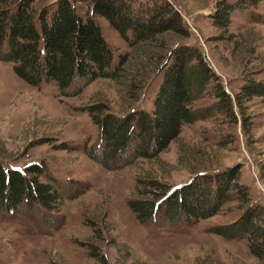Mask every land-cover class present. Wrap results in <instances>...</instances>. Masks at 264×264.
I'll return each mask as SVG.
<instances>
[{
  "label": "rangeland",
  "instance_id": "obj_1",
  "mask_svg": "<svg viewBox=\"0 0 264 264\" xmlns=\"http://www.w3.org/2000/svg\"><path fill=\"white\" fill-rule=\"evenodd\" d=\"M55 1L32 4L39 10ZM73 1L84 18L87 6ZM165 1L188 35L164 33L161 42L166 48L196 46L231 98V110L225 107L183 124L177 138L151 158L133 157L131 147L120 167H104L87 155L101 148L87 107L102 103L114 115L137 108L150 111L161 78L156 56L162 53L153 58L146 44L130 47L104 17L93 16L112 56L128 54V78L96 77L80 82L77 93L71 85L66 95L53 83L27 84L0 57V164L21 172L31 163L42 165L39 181L53 180L61 194L49 210L27 201L14 210H0V264H264L245 239L210 232L241 214L245 203L232 190L214 214L194 223L159 215L142 222L127 205L138 199L160 202L194 172L237 169L236 182L247 188L249 201L264 207V94H241L242 86L261 85L264 90V0L235 9L224 31L210 18L220 0ZM16 2L0 0V8L13 10ZM5 49L3 43L1 52ZM137 70L143 72V82L132 97L126 84ZM212 92L194 106L213 104ZM236 92L239 105L233 103Z\"/></svg>",
  "mask_w": 264,
  "mask_h": 264
},
{
  "label": "trees",
  "instance_id": "obj_2",
  "mask_svg": "<svg viewBox=\"0 0 264 264\" xmlns=\"http://www.w3.org/2000/svg\"><path fill=\"white\" fill-rule=\"evenodd\" d=\"M37 1L17 0L13 10L0 8V57L11 62L15 74L29 85L53 83L66 95L71 85L77 93L80 82H90L96 77L114 81L121 75L128 78L124 74L128 54L112 56L93 16L104 17L130 47L146 44L153 49L152 57L159 51L162 53L156 56V69L161 72V78L150 111L137 108L114 115L102 103L87 107L98 130L96 144L101 146L99 153L91 149L87 155L102 166L120 167V160L131 147L133 157L151 158L177 138L183 124L204 119L225 107L231 110V98L196 46L177 43L166 48L161 42L160 36L164 33L188 35L181 17L167 1L135 4L132 0H77L88 8L84 18L76 13L73 0H56L49 7L35 10L32 3ZM257 1L220 0L210 15L212 25L224 31L235 9ZM3 43L6 49L1 52ZM142 73L137 70L129 81L124 78L128 81L126 91L134 93L132 97L142 87ZM209 90H213L215 102L195 107L194 101ZM241 94L263 95L264 90L261 85L242 86ZM239 97L238 92L233 94L236 105ZM44 170L42 165L34 163L23 172L4 170L0 164V210H14L22 201L51 209L61 194L53 180L39 181ZM237 178V169L194 172L186 184L176 186L160 202L138 199L128 201L127 205L142 222L159 215L170 221L194 223L214 214L230 198L232 190L245 203L241 214L228 224L212 227L210 232L224 238L245 239L251 253L263 260L264 207L249 201L247 188L238 184Z\"/></svg>",
  "mask_w": 264,
  "mask_h": 264
}]
</instances>
